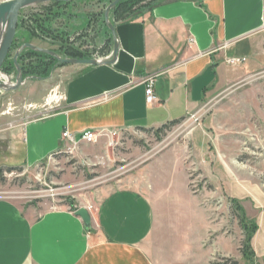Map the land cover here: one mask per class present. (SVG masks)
Returning a JSON list of instances; mask_svg holds the SVG:
<instances>
[{
    "label": "rangeland",
    "instance_id": "rangeland-1",
    "mask_svg": "<svg viewBox=\"0 0 264 264\" xmlns=\"http://www.w3.org/2000/svg\"><path fill=\"white\" fill-rule=\"evenodd\" d=\"M113 1L49 3L22 10L3 66L26 44L67 59L60 53V41L33 39L29 33L36 28L32 15L45 19L51 11L58 14L52 18L54 28L68 34L70 51L106 62L113 39L105 12ZM136 1L143 2L138 9L159 2ZM109 17L113 25L112 12ZM31 61L36 59L26 62ZM11 71H1L0 84L17 85V70ZM62 78L57 68L49 80L23 77L20 88L0 90V199L38 213L74 211L97 206L110 192L142 186L156 207L151 246L155 264H264V68L240 84L210 93L198 112L166 133L122 132L114 141L64 146L37 167H15L21 165L10 156L16 142L27 123L57 110L55 105L40 106L59 99ZM171 149L179 161L176 176L166 184L155 183L160 174L173 173L172 154L165 153ZM13 166L17 170L8 172Z\"/></svg>",
    "mask_w": 264,
    "mask_h": 264
},
{
    "label": "crops",
    "instance_id": "crops-1",
    "mask_svg": "<svg viewBox=\"0 0 264 264\" xmlns=\"http://www.w3.org/2000/svg\"><path fill=\"white\" fill-rule=\"evenodd\" d=\"M112 22L117 57L112 35L106 62L59 68L60 97L40 106L57 110L26 124L10 155L21 163L15 167L44 164L64 147L65 131L126 133L185 120L210 93L264 68V0H159L135 18ZM233 59L245 62L232 65ZM151 76L158 102L149 106L145 80ZM168 152L173 173L154 178L162 184L179 166L174 150ZM89 214L87 226L69 209L38 213L0 199V264H155L156 207L142 186L104 195Z\"/></svg>",
    "mask_w": 264,
    "mask_h": 264
},
{
    "label": "trees",
    "instance_id": "trees-1",
    "mask_svg": "<svg viewBox=\"0 0 264 264\" xmlns=\"http://www.w3.org/2000/svg\"><path fill=\"white\" fill-rule=\"evenodd\" d=\"M143 2L136 1V0H124L122 3L117 5L115 9L112 10V17L115 18V20H122V19H128V18H135L137 15L145 10L148 11L151 7H142L141 6ZM55 5L57 3H54ZM53 4V5H54ZM57 12H50V16L47 18H42L41 16L36 17L33 16V23L36 24L35 29H31L29 33L31 32V36L33 39L44 37L52 40L54 43L57 41H60V52L62 55H66L67 59H74V60H89V57H86L82 55L79 52L70 51V49L66 46L67 45V38L68 34L65 31L55 29L53 26L52 18L55 17ZM58 15V14H57ZM66 38V39H64ZM36 59V61H31L29 64L26 61ZM18 63L21 66L22 75L24 78H30L33 80H47L52 75L53 71L57 68L64 67L65 65H61L58 63V61L54 58V56H51L47 53L32 51V50H25L22 52L18 59ZM16 71V67L14 64V61H12L11 64H8V66H3L2 71L10 74L12 71ZM184 120H178L170 123L169 125H166L158 130H156L157 133H166V131H170L173 127L178 126L181 124ZM141 131H154V130H141ZM17 170L15 167L8 168V172H12ZM3 170H0V176H2ZM252 255V254H251ZM245 256H247L245 254Z\"/></svg>",
    "mask_w": 264,
    "mask_h": 264
},
{
    "label": "water",
    "instance_id": "water-1",
    "mask_svg": "<svg viewBox=\"0 0 264 264\" xmlns=\"http://www.w3.org/2000/svg\"><path fill=\"white\" fill-rule=\"evenodd\" d=\"M82 1H93V0H9L0 4V33L2 30H6L5 36L3 41L1 42L0 46V74L3 68L5 61L7 60L9 53L12 49V46L15 41L17 28H18V19L20 12L26 8L41 5V4H49V3H73V2H82ZM123 0H115L112 4L109 5L105 12V20L110 25L109 28L111 33L114 37V51L112 54V58L115 59L118 54V40L115 34V28L113 25L110 24V13L113 9L117 7ZM25 49H29L32 51L42 52L50 54L54 56V58L58 61L61 65H87V66H97L98 64L104 63L96 60H74V59H62L56 53L39 50L36 49L33 45L26 44L21 47L17 54L14 57V64L17 70V85H14L12 88L9 86L7 89H4V85L0 84V90H10V89H18L25 84L23 79L22 70L18 63L19 56L21 52ZM112 62V61H111ZM76 216L80 217L85 225L90 226L91 224V216L86 208H80L76 212Z\"/></svg>",
    "mask_w": 264,
    "mask_h": 264
},
{
    "label": "built area",
    "instance_id": "built-area-1",
    "mask_svg": "<svg viewBox=\"0 0 264 264\" xmlns=\"http://www.w3.org/2000/svg\"><path fill=\"white\" fill-rule=\"evenodd\" d=\"M245 62L244 59H233L229 63L232 65H239L243 64ZM145 84L147 86L146 89V101L149 106L154 105L158 102L156 96L154 87L156 84V76H151L145 80ZM122 134L121 131H113L112 130H87L80 134V136H76L75 134H72L69 131H65L62 135V139L64 141V146L69 147H77L81 144H96L102 139L111 140L114 141L118 136ZM88 212H92L94 210L93 206L86 207ZM79 210V209H78ZM78 210H74L73 212H77Z\"/></svg>",
    "mask_w": 264,
    "mask_h": 264
},
{
    "label": "bare ground",
    "instance_id": "bare-ground-1",
    "mask_svg": "<svg viewBox=\"0 0 264 264\" xmlns=\"http://www.w3.org/2000/svg\"><path fill=\"white\" fill-rule=\"evenodd\" d=\"M5 33H6V30H2V33H0V46H1V42L3 41L4 39V36H5ZM4 89H7L8 87H3Z\"/></svg>",
    "mask_w": 264,
    "mask_h": 264
},
{
    "label": "flooded vegetation",
    "instance_id": "flooded-vegetation-1",
    "mask_svg": "<svg viewBox=\"0 0 264 264\" xmlns=\"http://www.w3.org/2000/svg\"><path fill=\"white\" fill-rule=\"evenodd\" d=\"M114 1H115V0H114ZM114 1H113V2H114ZM123 1H124V0H123ZM113 2H112V3H113ZM112 3H111V4H112ZM121 3H122V2H121ZM111 12H112V11H111ZM25 50H29V49H25ZM25 50H23V51H25ZM23 51H22V52H23ZM22 52H21V54H22ZM54 53H55V52H54ZM21 54H20V55H21ZM19 57H20V56H19ZM20 67H21V66H20Z\"/></svg>",
    "mask_w": 264,
    "mask_h": 264
}]
</instances>
